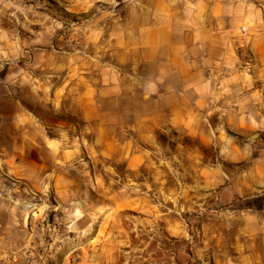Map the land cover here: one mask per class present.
<instances>
[{
  "label": "clouds",
  "instance_id": "9594fccd",
  "mask_svg": "<svg viewBox=\"0 0 264 264\" xmlns=\"http://www.w3.org/2000/svg\"><path fill=\"white\" fill-rule=\"evenodd\" d=\"M0 264H264V0H0Z\"/></svg>",
  "mask_w": 264,
  "mask_h": 264
}]
</instances>
